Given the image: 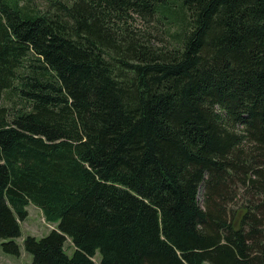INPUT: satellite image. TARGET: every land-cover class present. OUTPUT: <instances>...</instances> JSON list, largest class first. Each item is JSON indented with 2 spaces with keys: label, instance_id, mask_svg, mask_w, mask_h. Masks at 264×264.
Returning <instances> with one entry per match:
<instances>
[{
  "label": "trees",
  "instance_id": "trees-1",
  "mask_svg": "<svg viewBox=\"0 0 264 264\" xmlns=\"http://www.w3.org/2000/svg\"><path fill=\"white\" fill-rule=\"evenodd\" d=\"M30 204L33 264H264V0H0L5 253Z\"/></svg>",
  "mask_w": 264,
  "mask_h": 264
},
{
  "label": "rangeland",
  "instance_id": "rangeland-1",
  "mask_svg": "<svg viewBox=\"0 0 264 264\" xmlns=\"http://www.w3.org/2000/svg\"><path fill=\"white\" fill-rule=\"evenodd\" d=\"M39 6L41 5L39 2L37 3ZM139 25V24H137ZM156 33V32H154ZM15 97L13 100H18V98ZM236 194V201L234 203H229L228 208L232 209L231 211L236 210L237 208H240L242 205V202L246 199L243 198L241 194V190H238L237 188H234L231 192L232 194ZM234 198V197H233ZM202 196L200 194V204H202ZM239 200V201H238ZM27 218L24 221H19L20 224V230H21V236L14 240L16 245L19 247V255L14 256L8 253H5L2 249V244L5 242L4 240H0V264H33L32 262V256L26 252L24 247V240L28 236H33L37 239H41L44 236H46L50 231L56 228V224L49 223L45 220V217L42 213V211L35 207L34 205L30 204L27 206ZM232 217V213H229ZM242 214V211L238 213V215ZM240 216H237V219ZM237 221V220H236ZM236 224V222H235ZM65 250L68 254H72L74 251V246L71 243V241H66L65 243ZM99 254L97 253L95 257L96 264H99ZM208 264V263H204Z\"/></svg>",
  "mask_w": 264,
  "mask_h": 264
},
{
  "label": "bare ground",
  "instance_id": "bare-ground-1",
  "mask_svg": "<svg viewBox=\"0 0 264 264\" xmlns=\"http://www.w3.org/2000/svg\"><path fill=\"white\" fill-rule=\"evenodd\" d=\"M129 34V33H128ZM128 36V35H127ZM124 37V36H123ZM120 80V79H119Z\"/></svg>",
  "mask_w": 264,
  "mask_h": 264
}]
</instances>
